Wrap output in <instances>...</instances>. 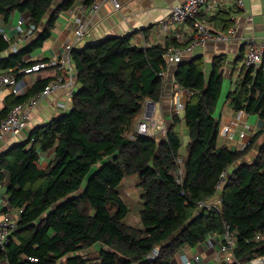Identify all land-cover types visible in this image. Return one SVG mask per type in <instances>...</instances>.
Instances as JSON below:
<instances>
[{"label": "trees", "instance_id": "16d2710c", "mask_svg": "<svg viewBox=\"0 0 264 264\" xmlns=\"http://www.w3.org/2000/svg\"><path fill=\"white\" fill-rule=\"evenodd\" d=\"M53 1L0 0L4 21L13 11L27 12L36 27L13 53V41L0 36L4 72L39 62L25 57L49 37L56 13L74 2L63 0L44 20ZM132 37L108 36L73 48L76 89L69 109L0 152V184L7 179L1 212L20 211L16 230L0 251L6 264H171L179 250L222 233L224 225L234 232L236 258L264 254V237L256 239L264 236V127L241 150L217 144L223 58L211 61L209 73L200 56L176 64L174 83L189 92L183 111L188 141L180 155L176 113L163 136L135 130L146 102L162 97L164 53L176 42L141 46ZM52 79L36 81L23 95L9 94L0 122ZM226 100L233 111L264 119V55L260 68H240ZM221 174L218 210L198 207L215 194ZM126 179L137 191L128 201L120 187ZM132 212L139 226L128 223Z\"/></svg>", "mask_w": 264, "mask_h": 264}, {"label": "crops", "instance_id": "0c3cea01", "mask_svg": "<svg viewBox=\"0 0 264 264\" xmlns=\"http://www.w3.org/2000/svg\"><path fill=\"white\" fill-rule=\"evenodd\" d=\"M63 0H54L52 5L44 15V20L49 18L54 11L57 10L59 4ZM184 0H118L119 8L114 9L113 5L108 2H102L100 8L95 13H89L84 0H74L73 4L66 10L58 11L54 20V25L50 29V35L46 38L38 51V56L34 60H44L53 56H60L63 53L64 46L68 40L73 37L75 28V19L80 16L88 23V29L84 39L75 46L76 49L83 47L85 44L95 43L108 36L133 34L132 42L137 45L149 46L159 43L160 38L153 34L150 29L162 18L166 17L170 10ZM216 7L209 13H200L198 20L207 23L213 30L227 33L232 24L231 15H235L233 23L235 27L234 34L227 41H209L204 46L193 50L189 58L202 57L205 62V71L209 73L211 69V61L214 58L222 57L223 64L220 67L223 80L226 85L223 88L215 109V117L219 119L218 128V145H226L229 149L241 150L247 145V141L260 129L264 127V119H260L255 115H248L243 112L233 111L226 95L233 91L238 81L239 71L242 67V58L245 52V40L248 37L260 39L264 36V0H241L243 8L234 10L235 0H211ZM26 12H11L8 21H4L0 16V33L15 32L17 22L23 18ZM13 24V18H16ZM29 23V21L27 22ZM191 23L185 22L173 26L169 29L165 39H176V36L184 37ZM149 29L142 33V30ZM15 35V33L13 34ZM17 38L19 37L16 34ZM164 39V40H165ZM29 40L22 39L12 44L10 52L13 53L17 49L24 47ZM16 48H14V47ZM7 55L8 52H5ZM30 54L25 60H30ZM262 61V60H261ZM176 64H167L165 72V82L162 97L159 102H149L150 112H154L155 116H160L165 125L171 122V113H176L180 122L175 126V131L181 138L180 155L186 153V143L188 141V133L183 121V111L177 109L178 103L185 106L187 95L184 90L179 88L173 80ZM261 67V64H260ZM259 67V68H260ZM256 69V68H254ZM258 69V68H257ZM4 72L0 69V73ZM36 73V74H34ZM31 74H34L32 76ZM28 75V76H27ZM31 75V77L29 76ZM57 75L52 68L43 69L38 72H32L21 75L20 80L26 86L27 90L36 82L46 78H54ZM5 89L0 87V90ZM228 91V92H227ZM227 92V93H226ZM5 95L0 99L1 109L6 105ZM70 95L66 90L60 89L50 93L43 98L35 108L29 111V120L23 133L16 137L4 138L0 152L8 148L10 145L21 141L27 133L34 127L42 125L50 121L52 118L65 113L70 106ZM182 114V117L180 115ZM243 134V137H240ZM260 140L254 146V150L259 147ZM46 154L43 159H47ZM7 179L0 184V215L2 207L5 203L4 186ZM123 186V185H121ZM120 186V187H121ZM136 192L135 187L132 188ZM195 254L199 259L193 261L192 264H226L225 258H220L221 254L218 249H208L206 241L199 243L194 247H186L179 250L171 260V264H182L186 258L191 260ZM0 264H6L5 260H0Z\"/></svg>", "mask_w": 264, "mask_h": 264}, {"label": "built area", "instance_id": "2783aa9c", "mask_svg": "<svg viewBox=\"0 0 264 264\" xmlns=\"http://www.w3.org/2000/svg\"><path fill=\"white\" fill-rule=\"evenodd\" d=\"M104 1L110 2L114 9L119 8L120 4L118 0H93L90 5H87L89 13H95ZM233 6L234 10L242 9V1L235 0ZM215 7L216 4H213L211 0H184L174 6L166 17L159 20L150 28L153 34L160 38L159 43H164V37L171 27L185 22L191 23L184 37L180 38V36H176V44L167 47L164 53L166 65L171 63L177 64L184 58H189L194 49L204 46L209 41L218 42L230 39L235 32V27L233 25L235 15H231L230 17L233 22L227 33L213 30L207 23L201 22L197 18L200 13H209L213 11ZM28 21H30V17L26 12L24 17L17 22L15 32H2L0 36L5 40L13 41L12 44L22 39L28 40L36 33L35 25L27 23ZM87 29V21L78 16L75 19L73 37L66 42L63 53L60 56H53L46 60H41L29 67H24L16 71L13 69L9 72L0 73V87L8 88L10 94L15 96L23 95L29 87L21 82L19 75L38 72L48 68L54 69L57 73L40 92L29 97L24 102L14 105L9 110L5 118L0 122V149L4 138L16 137L25 131L29 120V111L35 108L43 98L60 88L66 90L70 97L73 95L76 89V82L70 51L84 39ZM14 33L15 35H13ZM16 34L19 36L18 38ZM245 45L246 48L242 58V66L259 68L264 55V36L260 39L248 37L245 40ZM159 76L162 77L163 73H160ZM182 90L186 92L188 97L189 92L185 89ZM149 102L150 101L146 102L141 117L136 121L135 130L137 134L140 135L163 136L167 131V127L160 116L156 117L154 112L148 111ZM183 107V103L177 104L178 110L183 109ZM240 137H243V134H240ZM248 143L249 141H247V144ZM177 161L180 162V157ZM180 180L181 171L179 170L176 173V181L179 183ZM224 182L225 176L221 174L215 187V194H213L211 198L198 201L197 206L207 210H218L221 201L220 191ZM19 212L18 209L8 208V210L0 215V245L2 248L7 245L9 238L16 230ZM263 237L264 236H258L256 239ZM205 241L208 249H218L221 254L220 258H225L227 260L226 264H264V254L248 258L235 257L234 251L237 247V243L234 232L230 229L229 225H224L222 233H213L209 235ZM198 259V255L195 254L191 257V260L186 258L182 264H192L193 261H197Z\"/></svg>", "mask_w": 264, "mask_h": 264}, {"label": "rangeland", "instance_id": "374dc122", "mask_svg": "<svg viewBox=\"0 0 264 264\" xmlns=\"http://www.w3.org/2000/svg\"><path fill=\"white\" fill-rule=\"evenodd\" d=\"M16 18H13V24L16 22ZM38 51H40V48H35L31 53V60L36 59V57L38 56ZM36 74V73H34ZM34 74H31L32 76H34ZM31 75H29L31 77ZM28 76V75H27ZM226 85V81L223 80V88ZM61 89V88H60ZM58 89V90H60ZM228 92V91H227ZM226 92V93H227ZM10 94L9 89L5 88L0 90V99H2V97H4L5 95ZM1 108V107H0ZM148 111H150L148 109ZM141 117V116H140ZM139 117V118H140ZM180 117H182V114L180 115ZM159 137V136H158ZM123 186H121L122 188V195L123 197H125V199L128 201L129 199H135L137 197V191L133 192L132 188H133V182L131 180L126 179L125 182L122 184ZM111 209V208H110ZM128 219V223L133 225V226H139L138 223V218H137V213L136 212H132L131 215L127 218ZM94 248L89 249L88 251L91 252L93 251Z\"/></svg>", "mask_w": 264, "mask_h": 264}, {"label": "water", "instance_id": "95a60500", "mask_svg": "<svg viewBox=\"0 0 264 264\" xmlns=\"http://www.w3.org/2000/svg\"><path fill=\"white\" fill-rule=\"evenodd\" d=\"M1 249H2V247H1V245H0V251H1Z\"/></svg>", "mask_w": 264, "mask_h": 264}]
</instances>
